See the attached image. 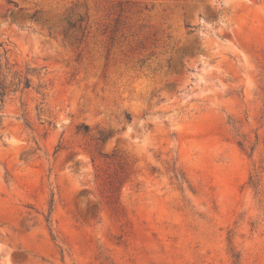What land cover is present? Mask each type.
Returning <instances> with one entry per match:
<instances>
[{"label":"rangeland","instance_id":"1","mask_svg":"<svg viewBox=\"0 0 264 264\" xmlns=\"http://www.w3.org/2000/svg\"><path fill=\"white\" fill-rule=\"evenodd\" d=\"M0 42V264H264V0H0Z\"/></svg>","mask_w":264,"mask_h":264},{"label":"trees","instance_id":"2","mask_svg":"<svg viewBox=\"0 0 264 264\" xmlns=\"http://www.w3.org/2000/svg\"><path fill=\"white\" fill-rule=\"evenodd\" d=\"M0 44L3 45L2 42H0ZM33 72L34 70L31 69V67L27 66L24 70L17 64L11 63L8 59L4 62L0 61V129L5 123V107L8 100L15 97L19 93L23 94L25 91L33 87ZM40 76L41 75L38 74V77ZM38 88L44 95L45 90L48 87L47 84L41 83ZM79 129L87 132L89 130V126L81 125Z\"/></svg>","mask_w":264,"mask_h":264}]
</instances>
